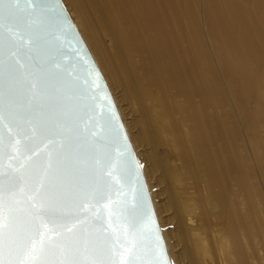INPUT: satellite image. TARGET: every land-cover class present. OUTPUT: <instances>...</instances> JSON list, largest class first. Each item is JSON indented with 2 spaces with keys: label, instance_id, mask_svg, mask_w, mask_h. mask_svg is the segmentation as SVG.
I'll use <instances>...</instances> for the list:
<instances>
[{
  "label": "bare ground",
  "instance_id": "1",
  "mask_svg": "<svg viewBox=\"0 0 264 264\" xmlns=\"http://www.w3.org/2000/svg\"><path fill=\"white\" fill-rule=\"evenodd\" d=\"M64 2L117 101L173 264H264V0Z\"/></svg>",
  "mask_w": 264,
  "mask_h": 264
},
{
  "label": "snow or ice",
  "instance_id": "2",
  "mask_svg": "<svg viewBox=\"0 0 264 264\" xmlns=\"http://www.w3.org/2000/svg\"><path fill=\"white\" fill-rule=\"evenodd\" d=\"M71 27L62 0H0V264H171L109 97L46 58Z\"/></svg>",
  "mask_w": 264,
  "mask_h": 264
},
{
  "label": "water",
  "instance_id": "3",
  "mask_svg": "<svg viewBox=\"0 0 264 264\" xmlns=\"http://www.w3.org/2000/svg\"><path fill=\"white\" fill-rule=\"evenodd\" d=\"M62 6L64 8V15L68 17V20L71 23L72 27L66 32L57 29L55 36H51L46 39V58L51 57L56 63L60 65L61 71H66L69 77L73 79H79L81 81L85 78H88L94 80L97 85H100L102 87L103 91L100 93V95L104 96L105 94H107V96L109 97V100L112 104L111 111L114 112L117 116V120L115 122L123 125L122 132H124L127 136L128 144L134 156V159L140 163V160L130 139L127 128L119 111L116 100L107 83V80L103 75L100 67L98 66L75 21L73 20L64 0H62ZM64 28L66 29L67 25H64ZM89 73H91L90 76ZM105 108L107 109V105H105ZM95 131H97L98 133L100 132L99 126L95 129ZM139 172V184H137L135 180H133L132 187L135 188L143 185V191L148 199V208H150L151 210L149 227L155 230L151 238L154 239L155 235H159L162 238L163 247L167 253V259L170 260L172 264L166 240L163 235L160 222L158 220L157 212L143 168H140ZM124 191L127 194L128 200L131 201L133 195L132 191H130L128 188H125Z\"/></svg>",
  "mask_w": 264,
  "mask_h": 264
},
{
  "label": "rangeland",
  "instance_id": "4",
  "mask_svg": "<svg viewBox=\"0 0 264 264\" xmlns=\"http://www.w3.org/2000/svg\"><path fill=\"white\" fill-rule=\"evenodd\" d=\"M199 5H200V3H199ZM68 8V7H67ZM69 10V9H68ZM69 12H70V10H69ZM70 14H71V12H70ZM71 16H72V14H71ZM72 18H73V16H72ZM73 20H74V18H73ZM79 29V28H78ZM80 30V29H79ZM81 32V31H80ZM82 34V33H81ZM93 54V53H92ZM207 54H208V51H207ZM95 58V57H94ZM109 85V84H108ZM110 87V86H109ZM116 103H117V101H116ZM118 105V104H117ZM120 111V110H119ZM122 116V115H121ZM132 141V140H131ZM134 146V145H133ZM134 148H135V146H134ZM135 150H136V148H135ZM136 153H137V151H136ZM138 155V154H137ZM139 158V157H138ZM140 160V159H139ZM141 163V162H140ZM141 165H142V163H141ZM143 168V167H142ZM145 174V173H144ZM145 177H146V175H145ZM146 180H147V178H146ZM147 183H148V181H147ZM153 184H156V183H153ZM155 188L157 189L158 187L157 186H155ZM155 190V189H154ZM160 191V190H159ZM158 191V192H159ZM157 199H159V202L160 203H165V201H166V197L165 196H158L157 197ZM155 206V205H154ZM161 208H163L162 206H161ZM169 216H172V212H170L169 213ZM169 250V249H168ZM171 257V256H170ZM171 260H172V258H171ZM172 264H173V261H172Z\"/></svg>",
  "mask_w": 264,
  "mask_h": 264
}]
</instances>
